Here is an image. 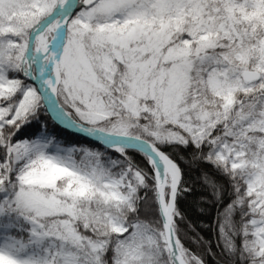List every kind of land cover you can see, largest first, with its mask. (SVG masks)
Returning <instances> with one entry per match:
<instances>
[{
  "label": "snow or ice",
  "instance_id": "snow-or-ice-1",
  "mask_svg": "<svg viewBox=\"0 0 264 264\" xmlns=\"http://www.w3.org/2000/svg\"><path fill=\"white\" fill-rule=\"evenodd\" d=\"M0 264H264V0H0Z\"/></svg>",
  "mask_w": 264,
  "mask_h": 264
}]
</instances>
